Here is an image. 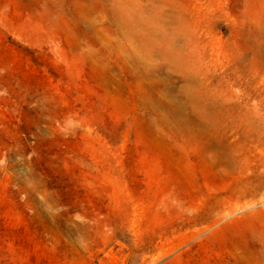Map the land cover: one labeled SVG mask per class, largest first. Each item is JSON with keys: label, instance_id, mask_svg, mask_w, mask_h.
Masks as SVG:
<instances>
[{"label": "rangeland", "instance_id": "obj_1", "mask_svg": "<svg viewBox=\"0 0 264 264\" xmlns=\"http://www.w3.org/2000/svg\"><path fill=\"white\" fill-rule=\"evenodd\" d=\"M0 264H264V0H0Z\"/></svg>", "mask_w": 264, "mask_h": 264}]
</instances>
